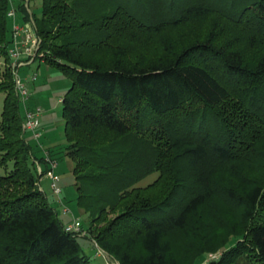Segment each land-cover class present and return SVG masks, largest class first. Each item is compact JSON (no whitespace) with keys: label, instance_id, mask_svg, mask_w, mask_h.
Returning <instances> with one entry per match:
<instances>
[{"label":"trees","instance_id":"trees-1","mask_svg":"<svg viewBox=\"0 0 264 264\" xmlns=\"http://www.w3.org/2000/svg\"><path fill=\"white\" fill-rule=\"evenodd\" d=\"M10 8L9 0H0V168L11 164L9 172H0V264H91L77 242L82 236L65 231L40 189L43 169L50 170L45 155L34 157L23 137L8 50L13 23L22 25L30 15L19 4L13 22ZM158 9L166 11L159 14ZM213 12L247 26L251 47L253 41L264 47V0H41V17L31 15L40 39L34 61L71 79L59 103L77 206L90 222L83 237L118 264H179L169 240L174 232L195 237V251L208 255L212 242L201 240L197 216L217 182L214 168L202 172L199 167L209 160L215 161L211 167L243 159L250 144L264 138L250 137L253 132L247 137L249 130L240 135L233 125L215 121L213 112L229 91L244 92L254 117L264 123V48L245 61L241 49L216 42L214 28L204 39L145 61L132 60V47L122 42H139L144 34ZM194 102L202 110L172 115ZM138 121L158 122L160 144L166 148L161 162L148 159L152 145L147 148L139 137H131ZM153 166L166 170L172 182L157 201L147 199L148 188L142 186ZM242 182L223 190L239 209L246 242L209 264L233 258L234 264H264V187Z\"/></svg>","mask_w":264,"mask_h":264},{"label":"rangeland","instance_id":"rangeland-1","mask_svg":"<svg viewBox=\"0 0 264 264\" xmlns=\"http://www.w3.org/2000/svg\"><path fill=\"white\" fill-rule=\"evenodd\" d=\"M9 4L11 7L17 6L21 4V0H9ZM164 11L166 10H156L159 14ZM27 12L32 14L36 19H39L41 17V0H29ZM17 18H20V16L17 15ZM176 24L177 26L175 27L167 26V28L157 33H152V35L144 34L140 37L139 42H135V40H125L122 42L130 44L132 47V52L130 53L132 60L144 59L145 61L156 59L162 53H165L167 48L169 50L173 48L178 49L183 44L204 39L206 34L210 30H214V28L217 35L216 42L220 44L227 43L230 47L241 49L245 61H249L257 54L259 56L262 53L261 50L263 51L264 48L261 45H257V42L253 40L254 46L253 48L251 47L247 37L250 34L247 26L232 24L216 12L203 16L188 17L186 21ZM102 53L100 52V55H97V57L102 56ZM3 68V60L0 59V74ZM18 75L27 84L31 94L25 106L20 103L19 111L21 117L24 115V107L28 109L39 107L41 109L39 117L40 125L36 131L40 135L39 139H35L33 133L30 131H24L23 137L31 146L34 157L40 158L47 151L57 161V166L53 173L57 177L56 184L61 190L59 198L52 194L50 189L51 180L47 175L48 171L44 169V174L40 178V189L54 209L57 219L62 224L66 225V223L68 224L69 221L76 218L80 222L84 234H88L90 227L88 215L84 214L77 206V190L74 185V174L72 172L73 161L66 155L67 141L61 113L62 105L59 103L71 86V79L58 68L45 64L39 59L33 60L29 65L20 67ZM33 76H36L35 81L31 80ZM3 98L4 94H1L0 114L2 112ZM200 107L197 102H194L172 113V115L175 117L178 115L179 117L184 113L194 112L197 109L202 110ZM213 112H215V121L220 122L222 120L225 124L227 122L229 126L233 125V128L237 132H241L240 135L249 130L247 137L252 132L254 135L252 134L253 136L250 137H264V123L254 117L255 112L248 105L247 96H245L244 92L235 93L233 90L229 91L227 99L214 107ZM255 114L257 115V113ZM157 127L158 122L138 121V124L132 127V131L130 132L131 137H139L141 139L139 141L147 148L152 145L154 152L148 158L152 161L151 163L153 161L161 162V155L166 151V148L160 144L161 137L157 133ZM136 130L141 134L138 135ZM141 136L146 138H142ZM102 137L112 136L105 134ZM152 137L157 138L156 143ZM238 137H240L239 134ZM250 145L252 146V150L247 151L248 153L244 155L243 159L235 157L228 163H215L211 167H209V164L215 161L209 160L200 165L199 169L202 172H207L210 168L215 169L213 181L214 183L217 182L216 185L220 187L218 188L216 185L213 187L214 194L199 209L197 216L201 221L199 228L202 229L201 233L204 234V238L201 240L208 239L212 242L206 248V250L210 251V254L203 255L195 251V244L198 243L195 237H191L190 234L187 236L182 232H174L170 234L169 240L179 264H209L212 261H217L229 251L234 250V248L237 250L246 242L245 228L239 222V209L229 203V200L225 198L223 189L230 186L238 188L241 183L243 184L242 181L246 184L249 181L259 183L264 187V138L254 140ZM37 166L38 164H36ZM38 168L40 171L41 168L37 167V173H40ZM150 169L151 173L146 177L142 186L148 188L146 192L147 199L157 201L162 199L166 192L171 189L172 182L166 170L159 171L154 166ZM10 170L11 164L7 168H0V172L4 173ZM234 170H238L239 174L234 173ZM158 180L159 183L155 184ZM153 183L155 185H152ZM260 204L262 205L261 211L264 213V199L261 200ZM64 207L69 211L68 214H62ZM114 216L113 214L108 218L111 219ZM81 236L77 238V242L80 245L82 253L90 260L91 264H118L115 260L109 259L107 255L96 256L97 249L93 246L90 239L83 237V235ZM235 260V258L229 259L226 263L234 264Z\"/></svg>","mask_w":264,"mask_h":264},{"label":"built area","instance_id":"built-area-1","mask_svg":"<svg viewBox=\"0 0 264 264\" xmlns=\"http://www.w3.org/2000/svg\"><path fill=\"white\" fill-rule=\"evenodd\" d=\"M29 0H21V4L26 8L28 7ZM15 6H12L8 11V17L12 18L13 22L16 19ZM29 14V13H28ZM30 20L22 25L13 23L12 25V45L8 50L9 58L11 59V68L15 79V89L19 100L23 106L27 103L30 92L28 86L19 78L18 69L24 65H29L36 57L37 48L40 43V39L36 35V29L31 15ZM25 59L24 61L22 59ZM36 76L31 78L35 81ZM61 102V100H60ZM41 109L35 107L28 109L24 107L22 130L30 131L33 133L35 139H39L40 135L36 132L40 125ZM45 160L48 162L50 170L48 177L51 180L50 189L55 197H58L61 193L60 188L57 186V177L54 175V170L57 166V162L48 157L45 153ZM40 171V169L38 168ZM60 201V200H59ZM69 211L64 207L62 214H68ZM65 231L70 233H76L84 235V232L80 228V222L75 218L70 223L65 225ZM97 249L96 256H105V254L95 245Z\"/></svg>","mask_w":264,"mask_h":264},{"label":"crops","instance_id":"crops-1","mask_svg":"<svg viewBox=\"0 0 264 264\" xmlns=\"http://www.w3.org/2000/svg\"><path fill=\"white\" fill-rule=\"evenodd\" d=\"M26 85H27V84H26ZM45 153L48 154V153L45 151V152H44V155H45ZM66 224H67V223H66Z\"/></svg>","mask_w":264,"mask_h":264}]
</instances>
